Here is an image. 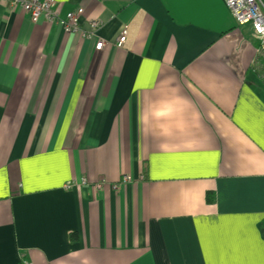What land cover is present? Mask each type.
I'll list each match as a JSON object with an SVG mask.
<instances>
[{"label":"crops","instance_id":"crops-1","mask_svg":"<svg viewBox=\"0 0 264 264\" xmlns=\"http://www.w3.org/2000/svg\"><path fill=\"white\" fill-rule=\"evenodd\" d=\"M55 1L103 46L0 0V264H264L251 27L224 0Z\"/></svg>","mask_w":264,"mask_h":264},{"label":"built area","instance_id":"built-area-1","mask_svg":"<svg viewBox=\"0 0 264 264\" xmlns=\"http://www.w3.org/2000/svg\"><path fill=\"white\" fill-rule=\"evenodd\" d=\"M8 4L19 7L29 18L32 23L44 21L53 23L59 20L58 4L55 0H4ZM229 8L233 18L239 26L249 25L252 28L254 36L257 38L258 44L256 52L264 58V4L261 0H224ZM82 14L80 12H69L63 21L65 29L71 33H80L84 40L90 41L95 32H97L96 21L86 22L82 24ZM62 22V21H61ZM124 30L118 37L119 44L123 43L126 38ZM95 39V38H94ZM103 46L102 41L96 42L94 49L100 50ZM125 181L126 178H123ZM117 185L113 187L116 189Z\"/></svg>","mask_w":264,"mask_h":264},{"label":"rangeland","instance_id":"rangeland-1","mask_svg":"<svg viewBox=\"0 0 264 264\" xmlns=\"http://www.w3.org/2000/svg\"><path fill=\"white\" fill-rule=\"evenodd\" d=\"M2 2H5V3H7L6 1H4V0H1ZM56 2V1H55ZM57 4H58V2H56ZM9 5H13V4H10L9 3ZM13 6H16V5H13ZM19 8V7H18ZM67 14L68 13H66L65 14V16L63 17V18H61L60 17V13H58V15H59V20L58 21H56V22H53V23H48V24H57V25H59V26H61V28L63 29V31L64 32H68L66 29H65V25H64V20L66 19V16H67ZM62 21V22H61ZM238 25V24H237ZM239 26V25H238ZM99 28H100V22H98L97 23V27H96V29H97V31L99 30ZM252 29V28H251ZM68 33H71V32H68ZM71 34H73V35H77V36H81V35H79L80 33H71ZM96 37V32H95V34H94V37L90 40V41H87V43H93V44H95V42L97 41L96 39H94ZM83 40H84V38H82ZM85 41V40H84ZM86 42V41H85ZM122 44V43H121ZM121 44H119V41H118V39H117V42H116V45L117 46H120ZM95 46V45H94Z\"/></svg>","mask_w":264,"mask_h":264},{"label":"trees","instance_id":"trees-1","mask_svg":"<svg viewBox=\"0 0 264 264\" xmlns=\"http://www.w3.org/2000/svg\"><path fill=\"white\" fill-rule=\"evenodd\" d=\"M207 200H208V202L212 201V197H211V195H208V196H207ZM73 237H74V236H73Z\"/></svg>","mask_w":264,"mask_h":264},{"label":"bare ground","instance_id":"bare-ground-1","mask_svg":"<svg viewBox=\"0 0 264 264\" xmlns=\"http://www.w3.org/2000/svg\"><path fill=\"white\" fill-rule=\"evenodd\" d=\"M28 18H29V16H28ZM30 19V18H29ZM30 21H31V19H30ZM32 22V21H31ZM40 22V21H39ZM43 22V21H42ZM36 23H38V22H36ZM35 24V23H34Z\"/></svg>","mask_w":264,"mask_h":264}]
</instances>
